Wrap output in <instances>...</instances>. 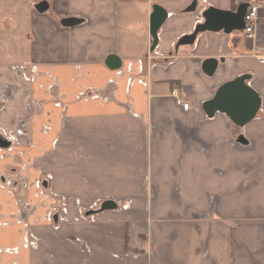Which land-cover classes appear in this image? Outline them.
<instances>
[{
	"label": "crops",
	"instance_id": "0c3cea01",
	"mask_svg": "<svg viewBox=\"0 0 264 264\" xmlns=\"http://www.w3.org/2000/svg\"><path fill=\"white\" fill-rule=\"evenodd\" d=\"M4 1L13 25L0 40L19 58H3L11 64L0 65V93L4 83L23 85L0 97V132L17 141L0 152V264H264V0ZM244 2L262 5L250 36L205 31L176 47L207 8ZM154 5L168 16L151 50ZM70 18L79 22L63 23ZM111 55L120 67L107 65ZM207 58H225L211 76ZM15 63L38 65L32 81ZM247 73L258 115L243 127L221 112L209 117L203 103ZM76 133L85 149L73 169ZM45 154L52 193L90 206L117 191L136 209L51 214L35 183Z\"/></svg>",
	"mask_w": 264,
	"mask_h": 264
},
{
	"label": "water",
	"instance_id": "95a60500",
	"mask_svg": "<svg viewBox=\"0 0 264 264\" xmlns=\"http://www.w3.org/2000/svg\"><path fill=\"white\" fill-rule=\"evenodd\" d=\"M250 2L239 4L236 10H221L214 7L207 8L202 16L204 21L199 23L195 30L181 37L176 47L181 45H191L195 42L197 36L205 31H224L232 33L233 31H243L246 29L245 16L250 7ZM49 7L47 1H42L37 5L40 11H45ZM196 8V3L193 4L188 11ZM168 16L167 11L159 6L154 5L153 13L150 21V33L153 38L151 50L158 44V31ZM79 20L70 18L63 21L66 25H74ZM225 58H207L203 62V70L208 75H213L218 68L220 62H224ZM111 68H118L121 65L120 59L111 55L106 61ZM251 74H242L232 80L223 83L216 91L215 95L203 103V108L209 117H213L217 112H221L230 117V119L239 127L245 126L252 121L259 113L262 99L258 92L249 84ZM239 142L247 144L248 141L243 135L239 136ZM11 142L3 137L0 138V147L7 148ZM118 204L111 199L105 200L101 207L93 212L116 209ZM92 212V213H93Z\"/></svg>",
	"mask_w": 264,
	"mask_h": 264
},
{
	"label": "rangeland",
	"instance_id": "374dc122",
	"mask_svg": "<svg viewBox=\"0 0 264 264\" xmlns=\"http://www.w3.org/2000/svg\"><path fill=\"white\" fill-rule=\"evenodd\" d=\"M2 1H4V0H0V2H1L0 3V28L6 25V21H7V24L9 23L8 20H7L8 19L7 17L10 14H12V12H11L12 10H10L9 6L5 5L6 1H4V3H2ZM9 24L13 25L12 22H10ZM0 38L3 39L1 33H0ZM13 49H17V47H12L11 48V47H7V46H3L2 41L0 40V65H2V64L3 65L11 64L10 62H4L3 58H5L8 61H13L15 58L16 59L19 58V56H17L16 54H11L10 53V51L13 50ZM5 63H7V64H5ZM15 64H17V63H15ZM20 65H24V64H22V63L21 64H17V67L20 66ZM28 75H29V77L31 76L29 73H28ZM57 80L54 79L53 82L56 84ZM20 83L23 85V83L20 82V81H19V83H15L14 82V84L4 83L1 86V89H2L1 92L2 93H0V97L1 96L5 97V95L3 94L4 90H6L7 93L11 95L13 93L11 91H12V89H14V86L21 85ZM8 94L6 95V100H8L9 97H10V95H8ZM60 97L61 96H59V98L57 97V99H56V97L53 98V99L62 100L63 101V105L61 107H65L63 97H61V98ZM4 101H1V103H4ZM63 111L65 112V108H64ZM44 129L45 130H51L49 125L45 126ZM81 136L82 135L80 133L79 134L78 133L74 134L73 137L78 142L77 143H68L69 145H73L74 144V146L77 147V150L79 152V157H80V159L78 158L79 159V163L77 162V159H76L75 161H76L77 164H74V163L72 164L73 169L79 168L78 165L82 162V154H83L82 152L85 149V144L82 142V138H80ZM1 137L7 139V137L4 136L3 134H0V138ZM11 143H12V145L10 146V149L12 148L13 144L17 143V141L16 140L15 141L12 140ZM55 144H56V140L54 142V146H55ZM1 151H5V149H1V147H0V152ZM7 151L10 152L9 149ZM45 156H46V158H44V160H45V162H44L45 169L44 170H46L47 172H46V174H42L41 176H39L37 178V180L35 181V183L37 184V186L40 187V188L38 187V189L40 190V193L42 195L41 197L43 199V203H45L46 206H48V210H49V212L51 214H58L60 216L61 213H62V208H63L62 204H64V203L66 204L67 203L68 204V207H67L68 211L66 213H63V216L71 214L73 211H75L79 217H82L83 215H86V214L88 215V214L92 213L93 211H96L97 209H99L101 207V204L105 200H108V199H114V201L118 204V207L116 209H118L120 211L136 209V208H131L132 207V201L131 200H124L125 198L124 199H122V198L121 199L113 198L114 197V193H116L117 191H114L112 194H110V192H108V191H107V193H105V192L103 194L100 193L99 195H101V196H99L98 198L94 199L90 206L88 204H86L85 202H82V200L80 199V196L79 197L76 196V197L71 198V196H69L67 194H58V195H56V194L52 193V191H50L51 187H49V186L46 187V188L43 187V183H44L45 180L50 182L51 178L54 177V176H52L51 171H50V166L52 165L53 161L46 154H45ZM18 157H19L18 154H13V159H15L14 161H17L19 163L18 165H21V167L26 168V170L28 169V167L34 166V164H35V162H31L30 163L29 162L30 160L26 161V160H23V159H19ZM76 172H77V170H76ZM77 175L80 176V178H82V175L79 174V172H78ZM0 184H2V183L0 182ZM111 186L113 188L114 184H112ZM123 186H124V184H123ZM40 193L38 192L39 195H40ZM48 197H50L52 200L51 201L48 200ZM46 201H49V202H46Z\"/></svg>",
	"mask_w": 264,
	"mask_h": 264
},
{
	"label": "built area",
	"instance_id": "2783aa9c",
	"mask_svg": "<svg viewBox=\"0 0 264 264\" xmlns=\"http://www.w3.org/2000/svg\"><path fill=\"white\" fill-rule=\"evenodd\" d=\"M261 7L262 5L258 2H254V3H251L249 9H248V12L245 16V19H246V29L248 31V36L251 35V29H252V26H254L258 21H259V18H260V10H261ZM16 68L18 69H21L22 72L25 74L24 75V78H25V81L27 82H30L32 81V76L37 73L38 71V65L36 63H30V64H24V65H20V66H16ZM27 71H29V74L31 75L29 77ZM176 97H177V103L178 105L182 106V108L184 110H188L189 107H190V103L189 102H186L182 97H180L178 95L179 93V88H174L173 92H172ZM0 134H3L4 136L7 137V140H9L10 142L15 141L16 140V137L15 136H11V135H8L7 133L5 132H0ZM62 214L63 213H66L68 211L67 207H68V204L64 203L62 204Z\"/></svg>",
	"mask_w": 264,
	"mask_h": 264
},
{
	"label": "trees",
	"instance_id": "16d2710c",
	"mask_svg": "<svg viewBox=\"0 0 264 264\" xmlns=\"http://www.w3.org/2000/svg\"><path fill=\"white\" fill-rule=\"evenodd\" d=\"M260 15H261V12H260Z\"/></svg>",
	"mask_w": 264,
	"mask_h": 264
}]
</instances>
